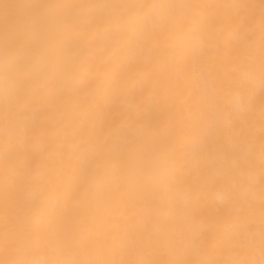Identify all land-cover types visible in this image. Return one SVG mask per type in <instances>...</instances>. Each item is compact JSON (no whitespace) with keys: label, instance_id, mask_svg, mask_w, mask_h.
<instances>
[{"label":"bare ground","instance_id":"1","mask_svg":"<svg viewBox=\"0 0 264 264\" xmlns=\"http://www.w3.org/2000/svg\"><path fill=\"white\" fill-rule=\"evenodd\" d=\"M0 264H264V0H0Z\"/></svg>","mask_w":264,"mask_h":264}]
</instances>
